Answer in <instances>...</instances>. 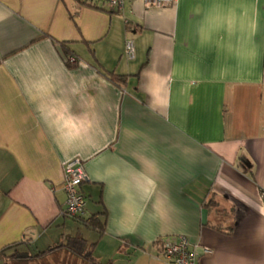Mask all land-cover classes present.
Here are the masks:
<instances>
[{
  "label": "crops",
  "instance_id": "0c3cea01",
  "mask_svg": "<svg viewBox=\"0 0 264 264\" xmlns=\"http://www.w3.org/2000/svg\"><path fill=\"white\" fill-rule=\"evenodd\" d=\"M179 236L212 250L197 264H264V0H0V251L61 246L0 262L90 264L77 240L96 264H168L156 243Z\"/></svg>",
  "mask_w": 264,
  "mask_h": 264
},
{
  "label": "built area",
  "instance_id": "2783aa9c",
  "mask_svg": "<svg viewBox=\"0 0 264 264\" xmlns=\"http://www.w3.org/2000/svg\"><path fill=\"white\" fill-rule=\"evenodd\" d=\"M81 3L93 5L102 3L112 10L120 12L125 3L131 0H77ZM175 0H143L144 6L150 8H164ZM123 55L127 61L135 57V47L132 41L124 44ZM68 63L75 64L73 58ZM87 181L84 163L77 158L71 159L63 166L62 189L65 193L63 215L69 219L81 220L85 216L86 199L81 192V185ZM212 250L207 247L191 245L185 237H170L159 240V255L168 264H197L200 255H210Z\"/></svg>",
  "mask_w": 264,
  "mask_h": 264
},
{
  "label": "trees",
  "instance_id": "16d2710c",
  "mask_svg": "<svg viewBox=\"0 0 264 264\" xmlns=\"http://www.w3.org/2000/svg\"><path fill=\"white\" fill-rule=\"evenodd\" d=\"M109 79L113 82H118L120 80H122L119 77H116L114 75H110ZM82 220V219H81ZM88 227H90L91 229H98L99 233L102 232V228L100 227V225L98 223H96V221H93L92 219L89 220L88 224L86 225ZM156 245L159 246V241L156 243ZM17 245H13L10 247H6L5 249H3L2 251H0V257H6L7 260L9 261H28V260H34V259H39L47 254H49L50 252L60 248L61 246L52 248V249H48L47 251L44 252H40V253H31L30 251H19L16 250ZM70 252H72L73 254H75L76 256H78L79 258H81L82 260H85L87 263L90 264H96L93 257H91L90 253H85V251L83 250V241H77V240H73L71 242H69L68 244H65V246ZM11 251L10 255H7V252Z\"/></svg>",
  "mask_w": 264,
  "mask_h": 264
},
{
  "label": "rangeland",
  "instance_id": "374dc122",
  "mask_svg": "<svg viewBox=\"0 0 264 264\" xmlns=\"http://www.w3.org/2000/svg\"><path fill=\"white\" fill-rule=\"evenodd\" d=\"M0 264H3V263L0 262Z\"/></svg>",
  "mask_w": 264,
  "mask_h": 264
}]
</instances>
